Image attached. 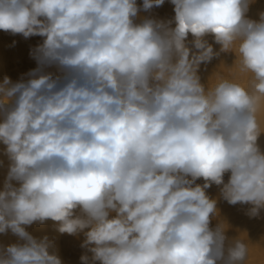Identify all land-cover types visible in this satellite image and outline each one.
<instances>
[{
    "label": "clouds",
    "instance_id": "9594fccd",
    "mask_svg": "<svg viewBox=\"0 0 264 264\" xmlns=\"http://www.w3.org/2000/svg\"><path fill=\"white\" fill-rule=\"evenodd\" d=\"M252 2L170 0L174 17L137 23L165 0H0V30L44 38L26 79L0 81V233L22 241L0 264H62L26 230L47 220L83 233L81 264H247L249 243L210 227L206 190L222 185L250 217L264 209V12L247 18ZM220 53L235 72L202 83Z\"/></svg>",
    "mask_w": 264,
    "mask_h": 264
},
{
    "label": "bare ground",
    "instance_id": "6f19581e",
    "mask_svg": "<svg viewBox=\"0 0 264 264\" xmlns=\"http://www.w3.org/2000/svg\"><path fill=\"white\" fill-rule=\"evenodd\" d=\"M143 0H137V5L142 6ZM264 12V0H253L246 13L247 18L258 21L260 14ZM174 5L170 0H165L162 6L154 7L151 11L145 12L141 9L136 22H142L144 17H154L157 19L168 20L174 17ZM174 26V25H173ZM43 37L32 36L24 38L22 34H11L0 30V81L8 76L13 82L20 80L30 70L37 67L36 61L30 56V51L38 44L43 42ZM189 40L192 39L191 34ZM209 43L213 44L214 50L219 51L220 45L215 44L214 38L210 35L207 37ZM235 61L233 53H220L214 57L208 64L201 65L200 73L201 82L207 84L213 73L219 72L228 77L235 72L230 73L226 67H231ZM223 63L225 66L221 65ZM219 65H221L219 67ZM219 67V68H218ZM52 70V69H50ZM261 150L264 151V134H261L257 141ZM5 146L0 143V190H3L5 177L8 171L9 161L4 155ZM230 173H226L224 181L227 183ZM203 179H198L196 183L203 184ZM213 184L207 193L211 198L217 199L218 216L213 218L210 227L215 228L218 223L227 225L226 236L229 240L245 239L249 243V259L247 264H264V209L258 216L250 217L247 210L251 207L246 204L230 205L222 197H220V188ZM26 230L36 238H43L45 235L54 242V246L50 251L57 253L62 264H81L80 257L87 254L91 257L92 253L81 247V243L85 239L83 233L73 236L69 234H60L55 229V222L47 220L44 223L35 222L30 226H25ZM21 242L19 238L11 233H0V248L7 245ZM96 264H100L99 261Z\"/></svg>",
    "mask_w": 264,
    "mask_h": 264
}]
</instances>
